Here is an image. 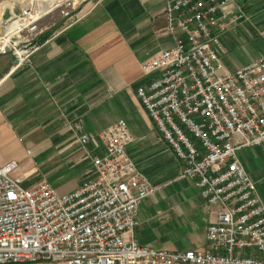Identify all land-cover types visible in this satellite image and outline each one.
<instances>
[{"label": "built area", "instance_id": "2783aa9c", "mask_svg": "<svg viewBox=\"0 0 264 264\" xmlns=\"http://www.w3.org/2000/svg\"><path fill=\"white\" fill-rule=\"evenodd\" d=\"M67 2L53 9L80 20L85 13L70 11ZM37 8L8 7L0 54H13L15 68L40 48L38 23L47 13ZM164 14L176 43L142 65L144 73L157 75L137 94L184 162L182 177L216 212L207 228L216 251H169L125 240L140 223L141 202L156 188L128 154L134 137L119 119L98 135L81 123L68 126L84 148L102 147L100 155L86 152L94 177L70 192L47 180L25 187L26 177L16 175L19 161L0 162V264H264V258L236 254L251 247L264 254V201L238 155L264 143V54L231 71L215 31L250 23V16L233 0H165Z\"/></svg>", "mask_w": 264, "mask_h": 264}, {"label": "crops", "instance_id": "0c3cea01", "mask_svg": "<svg viewBox=\"0 0 264 264\" xmlns=\"http://www.w3.org/2000/svg\"><path fill=\"white\" fill-rule=\"evenodd\" d=\"M233 2L251 22L215 30L224 48L222 61L231 71L264 54V0ZM164 4L165 0H93L80 20L64 18L58 27L42 29L40 48L30 63L15 68L13 54H0V162L16 159L21 164L26 155L56 156L55 163H67V169L77 166L72 172L77 177L86 175L78 183L58 186L44 178L60 193L70 192L94 177L86 152L100 155L102 147L84 148L68 126L81 123L85 132L98 135L125 119L134 137L127 152L156 188L141 202L140 223L124 234L125 240L169 251L214 252L207 228L216 212L200 188L182 177L184 162L137 94L139 86H148L157 75L144 73L142 65L176 43L166 30ZM238 155L264 201V143L242 148ZM236 254L264 258L255 247Z\"/></svg>", "mask_w": 264, "mask_h": 264}, {"label": "rangeland", "instance_id": "374dc122", "mask_svg": "<svg viewBox=\"0 0 264 264\" xmlns=\"http://www.w3.org/2000/svg\"><path fill=\"white\" fill-rule=\"evenodd\" d=\"M92 1L93 0H68L67 4H69V5L67 6V9H69L72 12L73 11L76 12V11H80V10H82V12H85L86 9L88 8V5ZM31 2H32L31 0H0V15H1V13H4V18L2 19V21L4 23H2V21L0 20V36L3 35V33H4L3 30L5 27V21L10 16V12H9L8 7L14 6L15 11L20 12L21 7H24L25 5L28 6L29 4L37 5L41 1L36 0L35 3H31ZM2 7H4V8L2 9ZM64 18L65 17H63L61 12H60V8L52 9L49 12H47V14L39 21V23H38L39 29H45V28H49V27H51V29L56 28L59 26V24H58L59 20H62ZM65 20H66V18H65ZM42 33L43 32H41V33L39 32V35L37 34V37H39V40L41 39ZM14 40H16L15 37H14ZM58 149H60V148H55V151L57 152ZM70 149L72 150L74 148L72 147ZM46 156H47V154H46ZM46 156L45 157L42 156L40 158H38V157L34 158L32 155H26L23 158V160H21V164L19 162V167L17 169V172L20 173V171L22 172L23 169L30 168V171L28 173L21 175V176L26 177L25 183L23 184L25 187H30V186L34 185L33 183H35V182H36L35 184H38L41 181H43L41 179H44V178L54 182L58 186V184H60V183H62V184H75V183H78V181H80L86 177V175L81 176V177H79V176L77 177V174L72 173V172L78 170L77 166L67 169V165H69V164H67V163H66L67 165L65 163L58 164V161L55 163V159H57L56 156H55V158H51V157L46 158ZM36 167H38V168H36ZM18 170H20V171H18ZM66 171L71 172V173L65 174ZM59 189H61V188H59Z\"/></svg>", "mask_w": 264, "mask_h": 264}, {"label": "bare ground", "instance_id": "6f19581e", "mask_svg": "<svg viewBox=\"0 0 264 264\" xmlns=\"http://www.w3.org/2000/svg\"><path fill=\"white\" fill-rule=\"evenodd\" d=\"M32 2L31 3H35L36 0H31ZM37 1H41L40 3L37 4V11L39 13H47L49 12L51 9H53V7H55L56 5L58 4H61L65 1H68V0H37ZM60 1V2H59ZM3 6V5H2ZM4 7H2L3 9ZM16 25V23H13L11 24L8 29H7V33L9 34L11 31H12V28ZM8 38V37H7ZM5 38L3 41L4 43H7L8 42V39ZM1 46V44H0Z\"/></svg>", "mask_w": 264, "mask_h": 264}]
</instances>
